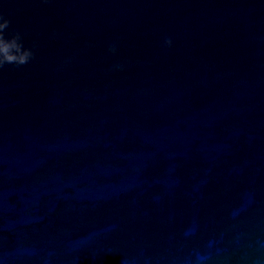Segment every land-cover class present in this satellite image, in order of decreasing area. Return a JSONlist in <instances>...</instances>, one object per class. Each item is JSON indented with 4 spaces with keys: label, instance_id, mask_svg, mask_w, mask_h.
Returning <instances> with one entry per match:
<instances>
[{
    "label": "water",
    "instance_id": "water-1",
    "mask_svg": "<svg viewBox=\"0 0 264 264\" xmlns=\"http://www.w3.org/2000/svg\"><path fill=\"white\" fill-rule=\"evenodd\" d=\"M0 13V264H264V0Z\"/></svg>",
    "mask_w": 264,
    "mask_h": 264
},
{
    "label": "clouds",
    "instance_id": "clouds-1",
    "mask_svg": "<svg viewBox=\"0 0 264 264\" xmlns=\"http://www.w3.org/2000/svg\"><path fill=\"white\" fill-rule=\"evenodd\" d=\"M10 21L0 13V68L6 64L21 66L27 64L33 57V51L22 43L19 32H12L7 37L5 30L9 28ZM165 44L170 46L171 40L166 39ZM110 52H115V46L109 48ZM119 69L121 66L116 65Z\"/></svg>",
    "mask_w": 264,
    "mask_h": 264
}]
</instances>
